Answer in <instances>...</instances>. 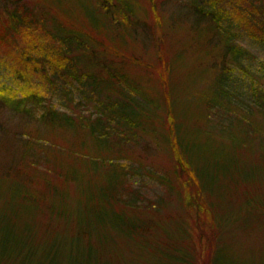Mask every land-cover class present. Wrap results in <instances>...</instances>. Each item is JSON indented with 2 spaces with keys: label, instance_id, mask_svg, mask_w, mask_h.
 Masks as SVG:
<instances>
[{
  "label": "trees",
  "instance_id": "1",
  "mask_svg": "<svg viewBox=\"0 0 264 264\" xmlns=\"http://www.w3.org/2000/svg\"><path fill=\"white\" fill-rule=\"evenodd\" d=\"M137 1L135 12L126 0H88L95 10L74 19L52 8L50 0H0V45L14 48L29 35L28 46L17 50L13 63L5 58L11 66L9 81L0 80V108L9 110L13 122L0 123V135L18 145L8 149L19 162L8 175H20L15 181L35 195L42 232L30 242L32 263L116 264L114 247L130 244L135 253L136 247L141 251L151 244L150 251L174 256L165 264H264L231 254L240 239L264 233V61L235 38L244 34L264 52V0L176 2L186 11L177 30L190 39L186 51L196 72L197 87L189 92L194 104L187 109L179 104L182 86L176 90V106L172 102L170 58L157 52L154 64L140 56V47L148 43H132L135 25L147 34L151 29L150 13ZM3 62L0 56V69ZM156 71L165 91L161 103L146 95L137 77ZM56 92L69 101L80 93L79 112L52 103ZM84 107L96 112L86 113ZM191 122L199 126L188 127ZM233 125L240 130L237 154L256 155L258 162L243 158L240 182L223 190L217 186L222 176L239 165L224 144ZM145 142L153 153L165 155L167 164L149 169L148 155L138 147ZM65 153L80 156L86 174H73L69 169L75 164L66 162ZM147 177L164 185L167 195L147 198L141 185ZM76 186L86 189L77 235L44 241L47 229L72 221L77 211L67 207V197ZM175 205L182 212L176 214V237L163 236L158 220ZM0 234L5 256L0 264L13 248L22 257L29 239L12 243L9 221L0 222ZM155 238L160 241L152 243Z\"/></svg>",
  "mask_w": 264,
  "mask_h": 264
},
{
  "label": "rangeland",
  "instance_id": "2",
  "mask_svg": "<svg viewBox=\"0 0 264 264\" xmlns=\"http://www.w3.org/2000/svg\"><path fill=\"white\" fill-rule=\"evenodd\" d=\"M178 1L182 2V0H140L143 9L148 10V12L150 13V16L147 17V23L149 24L151 29L148 30L147 34L145 30L141 29V26L135 25L132 29L134 37L131 40L134 45L135 43H137L142 46L144 42L148 43V46L144 48L140 47L142 50H139L141 53L140 56L145 60L151 61L155 64L157 60V54L155 53L157 52L158 54H160V57L163 56L166 58H170V60L173 62L172 66L174 69V73L173 76L169 78L167 87H169L170 91L172 92V102L176 106V90H179V87L182 86L184 89L182 91V96L184 97V99L182 101L180 100L179 104H183L184 109H187L194 104V99L190 96L191 93L189 92L193 91V89L197 87V85L194 86L195 76L193 75L196 72L193 69L194 60L192 61V55L190 54V51H186V47L189 45L190 39L180 36V34L178 33L179 31L177 30L178 23H185L186 14V11L184 9H180L177 7L176 2ZM50 2L52 8L55 7L56 9H58V11H64L72 15L73 18L76 17V19L86 11L92 9L95 10V6H90L88 0H50ZM126 2L127 4H130L129 6L132 7L133 11L137 12L139 10L137 0H126ZM97 15L101 19L102 15H100L99 13H97ZM164 18H166V20L168 19V22H166V24V20ZM27 37H29V35L27 36L24 34L23 37H21L20 43L16 44L14 48H10L8 45H0V56L4 58L3 63H5V58L7 60H11V62L13 63L12 60H14V58L16 59V56L18 55L17 50L21 47L23 48V46H28L27 41L29 40L27 39ZM235 38L237 39V42L243 46V48L245 47L250 52H252L258 61H264V52L260 49V47H258V45L253 44L247 36L238 33L235 35ZM156 44L159 46V50L156 49ZM137 48H139V46H137ZM129 51L130 53L134 54L135 49L129 47ZM255 64L257 66L258 62H256ZM10 66L11 65H9L8 63H5V66L2 65L4 69H0V80H3L4 82L9 81L8 79L10 74L8 72L10 71ZM176 66L178 67L177 75ZM152 73L153 74H149V72L147 74L137 73V77L140 81H142L143 85L146 86V89H144L146 95L152 98L154 103H159L160 101H162V96L165 95V91H163L162 82L159 78L160 73L158 71ZM149 78H151V80H149ZM56 93L57 96H55L52 103L57 105L60 109L67 111L68 113L79 112L77 102L80 100V93L79 95L77 93L76 99H74V101L65 99L60 92ZM93 110L94 109L92 107H90L89 109L84 107V111L86 113L96 112ZM80 111H82V107L80 108ZM10 120H12L13 122V119L10 118L9 110L0 108V123L9 122ZM187 125L191 128L199 126V124H195V122L187 123ZM200 127L204 128L202 125H200ZM194 132L198 133V131ZM239 134L240 130L236 125L231 126V129L229 131L226 130L227 137L224 141V144L228 147H231V151L235 152V156L237 161L239 162V165L235 167L231 173H228L226 176H222L221 182L220 184H217V186L221 187V189L223 190H226V188L232 187L240 182L239 180L241 176L244 175L242 173H239V169L242 164H244L246 161L248 163L258 162V157L256 155L242 156V154H237V146L240 143ZM230 135H234L235 138H230ZM199 137H201L202 139L207 138V136L203 134H200ZM218 142L221 143L220 141ZM14 145H16L15 147L17 148L18 145L16 144V142L14 143L13 141H11V138L6 139L2 135H0V222H2V226H4L5 223L9 221L10 230L14 235L11 239L12 243L15 241V239H23L26 241L29 239V241L28 246L24 248L22 257L19 256L21 250L19 248H13L8 252L7 255H10V257H8L6 263L4 264H33L32 250L30 249L32 247L31 243L33 244V240L36 235H38V233L42 231L39 230V226L36 222L37 212L35 211V207L33 204L35 195L29 190L28 187H26L25 185L22 186L21 183H17L15 181L20 177V175L14 174L10 176L7 172L10 167L14 170L18 169V167H16L19 164L17 159L18 155L14 152H9L8 150L9 148H11V146ZM150 145V143L148 144L145 142L143 148L141 146H138L141 150L140 153L148 155L146 161L151 163L149 169H153V164H155L156 166L160 165L161 167L162 165L167 164V157L165 155H161V153H153L152 151H150ZM151 153L153 155H150ZM77 156L78 155H68L67 153H65L64 158L67 159L66 162L70 161L71 163L75 164L76 169L71 168L69 170H71L73 174L82 177L84 173L86 174V169L84 164L82 163V160L79 158L80 156ZM243 158H245L246 161H244ZM121 162L130 166L137 165V163H134L135 161H132L131 159H121ZM160 173H162V171ZM89 175L92 174L89 173ZM141 185L143 186L145 192L144 195H146L147 198H151L153 201H157L159 197L167 195L168 193L167 188L164 185L155 181L153 182L149 177H147L146 180H143L141 182ZM83 190L86 189H80V187L76 186L73 188V191L71 193H68L67 201L69 204L67 205V207L72 206L70 210H76L77 212L72 216V221L64 222L61 225L60 229H47L45 234L46 238L44 239V241H47L49 238L52 239V237L54 238L58 235L67 237H73L77 235L79 227L77 225L79 224V220L83 218L82 212H84L85 209ZM55 199V196H51L49 198V202H53ZM237 206L238 204L235 205L236 208ZM179 212L180 214H182V212L177 208L176 205L172 208H169V210L165 209L163 211V215L158 220L159 226L162 227V230L160 232L161 235L166 236L167 234L163 233L165 232L171 233L176 237V227L178 225V223H176V214L179 215ZM5 219H7V221ZM108 232L111 231L108 230ZM250 238L251 237L245 238L244 240L240 239L242 240L241 246H234L231 254L237 256V258H239L240 260L242 259V261L244 262H248L250 260L264 262V233L256 235L251 239ZM1 239L2 237L0 234V241ZM159 241V238H155L153 239L152 243H158ZM107 243H112V241L109 240ZM109 245L112 246L111 244ZM150 245L151 244H149V246L145 245L146 247H142L141 251L138 247L135 246L138 249V251L135 253L132 252L133 248L130 247V244L127 249L126 246L124 247L121 245L114 247L111 254L113 256V261L116 264H163L170 256L172 260H174V256L172 254L167 255L168 252L166 251H160L159 249H153L152 251H150ZM1 250L2 247L0 245V259L3 260L5 259V256L4 253L1 252Z\"/></svg>",
  "mask_w": 264,
  "mask_h": 264
}]
</instances>
